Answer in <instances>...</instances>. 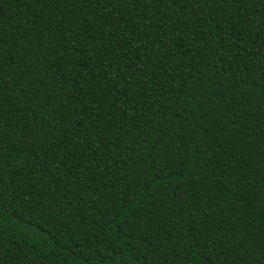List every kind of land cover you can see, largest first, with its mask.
Masks as SVG:
<instances>
[{"label":"trees","instance_id":"1","mask_svg":"<svg viewBox=\"0 0 264 264\" xmlns=\"http://www.w3.org/2000/svg\"><path fill=\"white\" fill-rule=\"evenodd\" d=\"M0 264H264V0H0Z\"/></svg>","mask_w":264,"mask_h":264}]
</instances>
